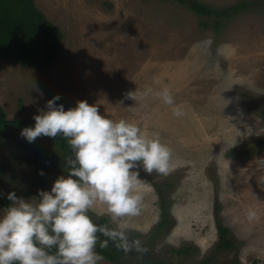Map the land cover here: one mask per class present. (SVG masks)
Wrapping results in <instances>:
<instances>
[{"label":"rangeland","instance_id":"rangeland-1","mask_svg":"<svg viewBox=\"0 0 264 264\" xmlns=\"http://www.w3.org/2000/svg\"><path fill=\"white\" fill-rule=\"evenodd\" d=\"M199 1L224 7L242 0ZM243 1L216 27L214 16L177 0H34L62 33L57 56L40 67L0 60L6 118L46 110L56 95L65 110L86 100L172 149L167 174L140 178V216L113 223L104 205L90 212L95 223L106 216L104 225L148 249H119L101 264H140L146 255L172 264H264V0ZM166 87L173 105L157 95ZM23 128L0 134V215L11 204L8 193L38 199L68 171L47 138L29 143ZM162 198L168 223L159 228ZM217 216L229 230L228 248H217ZM183 245L190 248L180 255Z\"/></svg>","mask_w":264,"mask_h":264},{"label":"clouds","instance_id":"clouds-1","mask_svg":"<svg viewBox=\"0 0 264 264\" xmlns=\"http://www.w3.org/2000/svg\"><path fill=\"white\" fill-rule=\"evenodd\" d=\"M151 93L148 88L142 94ZM135 94L129 96L135 99ZM157 95L168 105L175 103L167 87ZM60 99L48 100L46 110L33 117L34 126L20 134L29 143L42 136L66 138L73 153L64 159L67 174L57 177L50 191H39L38 199L7 194L11 204L0 215V264H101L104 256L97 244L106 249L109 241L126 254L146 253L141 240L130 239L123 228L98 225L90 212L104 205L113 223L140 216L146 182L137 169L142 165L148 174H167L172 149L158 134L147 135L126 119L101 115L96 104L80 100L65 110L56 103ZM182 114L177 106L174 115ZM101 235L107 239L100 240Z\"/></svg>","mask_w":264,"mask_h":264},{"label":"trees","instance_id":"trees-1","mask_svg":"<svg viewBox=\"0 0 264 264\" xmlns=\"http://www.w3.org/2000/svg\"><path fill=\"white\" fill-rule=\"evenodd\" d=\"M185 4L196 14L204 16H214V26L220 24L221 17H228L230 14L239 12L244 6L245 1L224 7H215L199 0H177ZM206 23H203L205 25ZM62 42V33L59 28L48 20L44 13L38 9L34 0H0V60H10L21 65L40 67L51 63L57 56ZM35 113L22 120L8 119L0 106V134H5L14 127H33ZM39 140L47 138V144L56 148L63 160L66 156H73L72 149L66 138L62 135L56 138L38 137ZM30 152L33 153L32 150ZM65 162V160H64ZM2 205L8 206V202L3 200ZM161 218L158 227L164 228L168 223V212L164 199L160 202ZM218 243L217 248H228L232 245L231 238L228 236L229 230L223 226L218 216ZM108 217L100 218L98 225H104ZM107 239V237H104ZM190 246L183 245L177 249L180 255L187 254ZM56 249H52L55 252ZM97 251L108 260H115L116 253L119 251L115 245L109 241L106 249ZM140 264H172L165 260L155 259L146 255Z\"/></svg>","mask_w":264,"mask_h":264},{"label":"flooded vegetation","instance_id":"flooded-vegetation-1","mask_svg":"<svg viewBox=\"0 0 264 264\" xmlns=\"http://www.w3.org/2000/svg\"><path fill=\"white\" fill-rule=\"evenodd\" d=\"M138 171H139V173H140V176H139V178H145V175H144V170H143V167H142V165H141V167L139 168V169H137ZM149 175V174H148ZM147 179H149V178H147Z\"/></svg>","mask_w":264,"mask_h":264}]
</instances>
